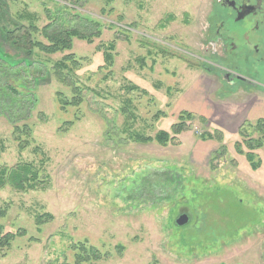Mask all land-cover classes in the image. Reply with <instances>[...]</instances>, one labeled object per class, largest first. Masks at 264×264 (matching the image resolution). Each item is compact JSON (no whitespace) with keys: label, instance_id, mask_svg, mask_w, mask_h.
Masks as SVG:
<instances>
[{"label":"rangeland","instance_id":"rangeland-1","mask_svg":"<svg viewBox=\"0 0 264 264\" xmlns=\"http://www.w3.org/2000/svg\"><path fill=\"white\" fill-rule=\"evenodd\" d=\"M220 2L0 0V57L23 106L13 120L0 109V169L33 162L43 181L0 188L2 234L17 235L0 264H264V89L224 80L212 43ZM49 22L90 38L29 52L31 26L45 43ZM69 54L63 80L56 64ZM74 85L82 104L63 108L58 93L71 101ZM183 111L195 116L175 133ZM25 123L30 133L15 132ZM165 130L167 143L154 140ZM169 170L174 190L142 187ZM180 213L190 220L178 226Z\"/></svg>","mask_w":264,"mask_h":264},{"label":"trees","instance_id":"trees-1","mask_svg":"<svg viewBox=\"0 0 264 264\" xmlns=\"http://www.w3.org/2000/svg\"><path fill=\"white\" fill-rule=\"evenodd\" d=\"M112 0H107V2H110ZM78 3L70 6H67L68 8H71L73 10H76L75 7H77ZM97 24V23H96ZM98 25V24H97ZM43 37L47 40L45 43L41 40H33L30 33L33 32H39V29L36 25L31 26L30 33L27 34V43L29 44V47L26 46L25 48L31 52L34 50V48H38L42 53L47 55H54L57 54V52H65L72 49V39L74 37L76 38H82V39H89L90 35L83 33L80 28H59L56 26L55 22H49V24L45 25L44 28L41 30ZM13 33L9 32L8 37L14 38L11 36ZM92 35H95L92 33ZM20 43V41H18ZM21 44V43H20ZM163 53H166L164 50ZM72 61V63H76L75 58L72 56V54H69L65 56L63 60L57 61V77L64 80V70L68 67L67 62ZM5 61H3L0 57V109L2 108L6 112H13L10 114V118L15 119L14 117L17 115V111L19 108L23 107L20 102V91L17 90L14 85H9L6 83L7 78H14L16 77V72L13 71V65L5 66ZM18 75L20 73H17ZM2 82L5 84V86L2 84ZM24 86H26L24 84ZM73 92H75V96L72 97L71 101H68L64 94L62 92L58 93L59 96V102L62 104L63 108H66V106H80L83 101V96L79 90L78 87L74 85ZM33 101V100H32ZM3 112V111H2ZM195 116L194 113L190 111H183L179 116V123H176L174 125L175 133L182 132L186 129V125L188 119H191ZM198 118L201 120H204V116L200 115ZM259 123H261L259 126L263 127L264 120L259 119ZM15 132H22V134L30 133L31 129L29 127V124L25 123L22 126L15 125L14 127ZM137 138V141H144V142H153L154 140H157L161 144H165L170 139V134L165 130L161 131L157 134V136L154 138L152 137H145L142 135H135ZM203 139H212L216 138L215 134H209L205 133L202 135ZM221 140V139H220ZM237 145L240 147V144L237 143ZM240 152L242 149L239 150ZM248 159L251 161V165L254 167H258V162H254L255 155L252 153H248ZM164 173V172H163ZM158 174L156 173L155 179H147L146 183H144V186H142L145 191H149L154 194V189L161 188V190H174L179 184L178 175L173 173L172 171H167V173L164 174ZM40 175V167L37 168L35 163L33 162H24L19 163L15 168L9 169L6 166L2 169H0V188L4 187L7 183L11 184L13 187L22 190V191H28V189H37L40 188V185H42L43 181L41 179ZM157 177V178H156ZM157 185L161 187H157ZM140 190V189H139ZM43 215L38 217V221H41ZM16 234L7 232L6 235L3 236L2 234V228L0 227V247H6L16 238ZM83 250L86 251L85 246H81ZM89 257H93L95 259H101V253L98 252L97 249L94 247L89 249Z\"/></svg>","mask_w":264,"mask_h":264},{"label":"flooded vegetation","instance_id":"flooded-vegetation-1","mask_svg":"<svg viewBox=\"0 0 264 264\" xmlns=\"http://www.w3.org/2000/svg\"><path fill=\"white\" fill-rule=\"evenodd\" d=\"M222 12L216 16L221 24L213 35L215 56L219 51L224 80L245 87L249 92L264 89V80L248 76L244 71L264 76V0H220ZM255 87V88H254ZM261 101L259 97L254 102Z\"/></svg>","mask_w":264,"mask_h":264},{"label":"water","instance_id":"water-1","mask_svg":"<svg viewBox=\"0 0 264 264\" xmlns=\"http://www.w3.org/2000/svg\"><path fill=\"white\" fill-rule=\"evenodd\" d=\"M189 220H190L189 215H187L186 213H180V216L176 220L175 224L178 226L185 225L186 223L189 222Z\"/></svg>","mask_w":264,"mask_h":264}]
</instances>
